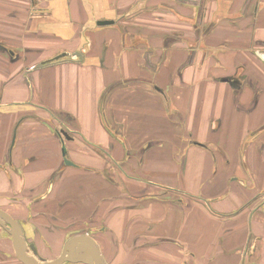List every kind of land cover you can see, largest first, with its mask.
<instances>
[{
	"label": "crops",
	"instance_id": "1",
	"mask_svg": "<svg viewBox=\"0 0 264 264\" xmlns=\"http://www.w3.org/2000/svg\"><path fill=\"white\" fill-rule=\"evenodd\" d=\"M258 55L264 0H0V210L45 261L93 219L106 264H264Z\"/></svg>",
	"mask_w": 264,
	"mask_h": 264
},
{
	"label": "water",
	"instance_id": "2",
	"mask_svg": "<svg viewBox=\"0 0 264 264\" xmlns=\"http://www.w3.org/2000/svg\"><path fill=\"white\" fill-rule=\"evenodd\" d=\"M98 24L108 25L112 24V22L101 21ZM75 55L80 57L78 53ZM64 56L65 54L58 55L48 62L61 60ZM258 57L264 62V56L258 55ZM48 62H42L37 67H41ZM60 134L63 136V139H68V134L64 129ZM63 156L65 159L64 164L71 166L70 162L65 158V151H63ZM0 226L11 237L16 259L21 264H106L94 239L86 234L70 237L55 260L45 261L38 256L33 244H27L20 224L2 210H0ZM28 250L31 252L30 255H28Z\"/></svg>",
	"mask_w": 264,
	"mask_h": 264
},
{
	"label": "rangeland",
	"instance_id": "3",
	"mask_svg": "<svg viewBox=\"0 0 264 264\" xmlns=\"http://www.w3.org/2000/svg\"><path fill=\"white\" fill-rule=\"evenodd\" d=\"M40 65V64H39ZM39 65H37V66H39ZM27 103L29 104V102L27 101ZM103 106H104V104H103ZM194 136L195 137H197V134H193V133H187L185 136L184 135H182L181 136V139H182V141H183V143H188L189 145H191V146H193V145H195V143H194V140H197V139H195L194 138ZM202 136V139L201 140H199V141H196V142H198V143H200V144H202V146H204L205 147V149H207V151H208V153H211V154H213V152H214V154L215 153H218V151H216V150H214V148H216L215 146H213V145H211V144H213V141L217 138V135H215V134H210V135H208V142L207 143H205V144H203L204 143V135H201ZM257 136L256 135H253V134H250L249 135V138H250V140L248 139L247 140V142L246 143H249L251 140H253L254 138H256ZM81 138V137H80ZM185 140V141H184ZM229 146H230V142H229V144H228ZM245 150H246V146L245 147H241L240 149H239V155H241V157H243L244 155H245ZM185 153H183V155L182 156H184L185 157V155H184ZM225 154H226V157H225V155H223L225 158H227L226 159V162H225V164H223V166H222V168H221V170H229V169H231V166L234 164V159H233V153H232V151H230V152H225ZM62 156V159H63V161L65 160L64 159V156H63V154L61 155ZM232 156V157H231ZM214 157L215 158H218L216 155H214ZM183 157H181V158H179L180 160H183L182 159ZM187 161H188V159H187ZM184 164H185V159H184ZM215 168L216 169H219L220 167L219 166H215ZM247 167H246V165L244 164L243 165V170H246L247 171V169H246ZM245 171V172H246ZM246 175H247V177L248 178H250V175L246 172ZM242 182V181H241ZM243 183V186L245 187V186H247V187H249V183L248 182H242ZM163 213H164V211H162ZM183 214H179V217L181 218V220H182V218H183ZM87 217V216H86ZM89 217V216H88ZM92 218V217H91ZM91 222L93 223V219L92 220H87L86 221V223L88 224V226H83L84 224H86V223H84V224H81V223H79V222H76L75 223V225H76V227H77V229L76 230H72L71 231V233L69 234V235H74V234H78V233H83L85 230L86 231H88V233L86 234V235H88V236H90V237H92V235L93 236H95V237H100V234H101V230L103 231V232H105L106 234H109V232H108V229L106 228V226L104 225H93L92 226V224H91ZM101 229V230H96V229ZM79 229V230H78ZM80 231V232H79ZM52 233H54L55 234V231L54 230H52ZM93 238V237H92ZM170 239H171V237H169ZM64 246V245H63ZM63 248V247H62ZM51 252V254H53V255H56L57 254V251L55 252V251H50ZM59 253H61V252H59ZM59 255V254H58Z\"/></svg>",
	"mask_w": 264,
	"mask_h": 264
},
{
	"label": "flooded vegetation",
	"instance_id": "4",
	"mask_svg": "<svg viewBox=\"0 0 264 264\" xmlns=\"http://www.w3.org/2000/svg\"><path fill=\"white\" fill-rule=\"evenodd\" d=\"M28 244V243H27Z\"/></svg>",
	"mask_w": 264,
	"mask_h": 264
}]
</instances>
